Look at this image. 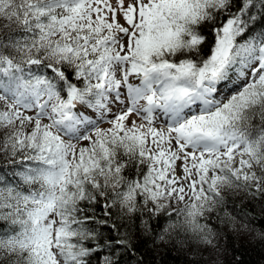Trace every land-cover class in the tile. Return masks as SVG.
Wrapping results in <instances>:
<instances>
[{
  "label": "snow or ice",
  "instance_id": "snow-or-ice-1",
  "mask_svg": "<svg viewBox=\"0 0 264 264\" xmlns=\"http://www.w3.org/2000/svg\"><path fill=\"white\" fill-rule=\"evenodd\" d=\"M257 20L264 0H0V152L29 162L0 168V264H114L128 234L85 226L114 215L214 247L222 190L264 195Z\"/></svg>",
  "mask_w": 264,
  "mask_h": 264
},
{
  "label": "trees",
  "instance_id": "trees-1",
  "mask_svg": "<svg viewBox=\"0 0 264 264\" xmlns=\"http://www.w3.org/2000/svg\"><path fill=\"white\" fill-rule=\"evenodd\" d=\"M264 31V22L257 20L251 25L250 32L240 39L242 42L249 36H258ZM209 34V41H212ZM69 78H72L71 69H65ZM41 73L51 75L48 69H42ZM11 157L5 158L0 152V168H3L9 178L12 172L23 170L22 165L29 162L22 161L20 156L15 159L20 163L11 164ZM146 171V169H145ZM130 178L134 177L135 169L126 172ZM15 179H19L16 177ZM255 189L244 190L240 188H225L222 190L223 200L218 202L211 213L207 214V223L216 233L213 237V245L203 250L199 249L190 236L173 234L165 236L160 240L159 236L163 232L165 224L168 222L167 212L160 216L149 219L147 215L143 217L148 221V229L141 227L140 219H135L131 226H128L126 219L122 220L114 215L108 225H97L95 221H89L85 225L89 228H96L101 233L100 239L104 236L117 238V230L112 225L119 227L121 234L127 233L130 237V246H121L112 255L114 264H264V195H253ZM90 216L93 214L89 209ZM96 218L102 217V209L95 206ZM172 219H176L175 213ZM247 225V227H243ZM86 246H90L93 241H84ZM93 264L96 261L93 260Z\"/></svg>",
  "mask_w": 264,
  "mask_h": 264
},
{
  "label": "rangeland",
  "instance_id": "rangeland-1",
  "mask_svg": "<svg viewBox=\"0 0 264 264\" xmlns=\"http://www.w3.org/2000/svg\"><path fill=\"white\" fill-rule=\"evenodd\" d=\"M113 2H114V0H113ZM127 2H129V0H125V3H127ZM118 20H119V22L122 24V25H124V26H127L126 25V23H125V21L123 20V18H122V16H118ZM133 83H135L136 81H132ZM29 114H32V113H29ZM133 118H135V117H133ZM45 122H47V121H45ZM103 127H107V125L105 124V125H102ZM173 208H179V207H183V204H173V206H172ZM168 211H171V209H169ZM190 239H193L192 237H190ZM206 247H211V245H203V244H200L199 245V249H201V250H203L204 248H206Z\"/></svg>",
  "mask_w": 264,
  "mask_h": 264
}]
</instances>
